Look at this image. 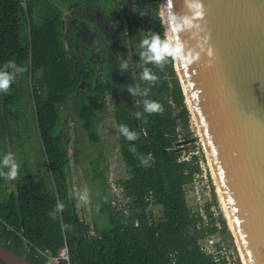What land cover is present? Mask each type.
<instances>
[{"label": "trees", "instance_id": "1", "mask_svg": "<svg viewBox=\"0 0 264 264\" xmlns=\"http://www.w3.org/2000/svg\"><path fill=\"white\" fill-rule=\"evenodd\" d=\"M108 2L112 9L107 14L93 10L77 22L73 0H0V65L12 60L24 69L6 92L0 91V120H5L7 130L4 133L0 124V152L5 154L2 142L7 134L19 152L25 138L36 157L35 174L24 175L21 168L26 165H19L15 191L7 195L2 192L6 168H0V245L33 264L44 262L34 258L37 250H48L55 257L64 247L68 264H215L198 247L204 231L197 229L200 219L191 216L186 205L184 186L200 167L192 153L181 160L183 149L190 151L180 142H188L192 134L173 61L145 62L142 67L157 76L154 82L141 79L142 67H136L135 77L130 67L121 69L128 46L137 51L136 61L144 36L156 33L163 38L159 17L163 0H136L137 11L129 0ZM118 6L124 23L116 28L111 21L120 17ZM142 11L150 18L144 30ZM91 23L95 42L87 35ZM145 90L146 95H140ZM110 94L125 175L114 183L129 201L128 215L111 204L108 177L97 166L98 160H104L98 150L89 161L90 221L85 222L75 211L66 182L67 110L71 109V120L79 122L87 140L100 145L97 114ZM144 99L158 101L163 111L143 112ZM119 125H126L137 138L127 140ZM77 153L72 146V155ZM141 158L147 159V165L141 164ZM58 201L63 210L50 216ZM150 203L160 208L159 217L148 209ZM91 224L95 236L88 237ZM221 224L222 235L229 236L225 219Z\"/></svg>", "mask_w": 264, "mask_h": 264}, {"label": "water", "instance_id": "2", "mask_svg": "<svg viewBox=\"0 0 264 264\" xmlns=\"http://www.w3.org/2000/svg\"><path fill=\"white\" fill-rule=\"evenodd\" d=\"M209 66L173 61L243 264H264V0H203ZM178 15L182 0H163ZM165 33L166 25H162ZM180 39L194 46L182 32ZM230 230V229H229ZM4 264H33L0 245Z\"/></svg>", "mask_w": 264, "mask_h": 264}, {"label": "rangeland", "instance_id": "3", "mask_svg": "<svg viewBox=\"0 0 264 264\" xmlns=\"http://www.w3.org/2000/svg\"><path fill=\"white\" fill-rule=\"evenodd\" d=\"M136 0H129V3H132L134 5L133 11H137L135 7ZM73 3H76L73 7H71L72 11H74V15H72L77 22L81 20V17L89 15L93 10H102L104 14H107L108 9H112V5L108 2V0H73ZM109 4V8H108ZM85 10V13L83 11ZM117 10L120 12V17L116 20L111 21V25L113 27H118L119 23H124V20L122 18V6H118ZM122 31V30H121ZM87 35L92 38V40L95 42V30L92 26V23L90 24V29H87ZM124 35L125 33V27L123 28ZM139 50V49H138ZM143 51V50H142ZM135 49H131L128 46V52L126 55V67L131 70V74L133 77H135V70L136 67L140 68L145 64V60H143L139 54V58L134 61L135 55H136ZM122 64H125V62H122ZM121 64V65H122ZM113 99L114 95L110 94L106 102L101 104L99 106V112L97 114V134L99 137V144H93L90 143L86 135L81 128L79 122L75 120H71L74 118L73 112L71 109L67 110V113L69 114L68 122L66 124V130H67V137L70 139L69 148H68V155L70 157V164L67 170V186L69 187L70 194L73 195L74 203H75V211L79 214V216L86 222L90 221V188H89V161H92V156H94L96 153H98V150L101 152L104 160L99 161L97 163V166L104 171L106 176L110 180H108V183L111 181L113 182L116 179L125 177L124 173L122 172L121 165H120V156L118 152V133H117V127L114 119V107H113ZM30 112V111H29ZM189 113V112H188ZM5 121V120H4ZM21 123L24 122V119L20 120ZM4 123V122H3ZM188 130L192 134L191 140L188 142H180L181 147L185 146L190 151V153H193L194 155L198 156L200 160L205 162V155L203 153V148L200 142V138L197 133V129L195 127V124L192 120L191 115L189 114V122H188ZM7 133V132H6ZM20 138V137H19ZM23 142V139H20ZM10 144V141H9ZM72 146H76L78 149V153L76 156L72 155ZM22 151L19 152V147L16 148V143L12 145L13 151L17 149L18 155L13 154L15 157L18 165H26L24 166V175L35 174L34 170V162L35 158L31 154V150L29 147V144L24 138V144L21 145ZM7 153H11V151L8 150ZM92 153H95V155H92ZM183 155L188 157L189 153H187V150L183 149ZM2 154L0 152V158H2ZM33 164V168L31 167ZM8 173V169H7ZM28 176L24 177L27 178ZM16 178V179H15ZM17 176H9L7 174L5 179V184L3 187V193L6 195L12 191H15L16 188V181ZM215 187V186H214ZM87 191V199L81 200L79 197L81 194H83ZM113 192V191H112ZM109 193L111 191L109 190ZM215 195L216 202L218 201L217 195ZM219 203V202H218ZM154 215L156 217H159L160 215V208L154 207L153 208ZM223 213V211H222ZM226 225L228 223V220L226 218L225 220ZM229 225V223H228ZM227 229L229 232V236L223 235L227 239H231V233H230V225ZM94 225L91 224V228L94 229ZM93 233L94 230H92ZM231 242V241H230Z\"/></svg>", "mask_w": 264, "mask_h": 264}, {"label": "clouds", "instance_id": "4", "mask_svg": "<svg viewBox=\"0 0 264 264\" xmlns=\"http://www.w3.org/2000/svg\"><path fill=\"white\" fill-rule=\"evenodd\" d=\"M186 11L178 15L171 8H165L161 12V24L166 25L163 38L156 33L150 36H144L140 40V47L143 51L140 56L145 62H152L155 65H161L162 61L167 63L170 60L179 61L185 66H190L200 61L201 55L205 59L207 65H211L214 59V51L208 44L209 37L205 31L201 21L205 16L203 0H182ZM182 32L188 33V38L194 40V46H188L187 42L180 39ZM126 67L121 65V69ZM24 69L18 66L14 61L9 60L0 65V91H7L10 84L15 79L16 75L23 72ZM141 79L148 81H156L157 76L150 71L149 68L142 67ZM133 92L132 89H129ZM140 95H146V90L140 92ZM143 112L154 113L163 111L162 105L155 100L144 99L142 101ZM137 117L141 116V112H136ZM118 131L127 139L135 140L137 138L134 131H130L126 125H119ZM134 151V146L130 147ZM141 164L147 165V159L141 158ZM19 165L11 153H5L0 158V168H7L9 176H15ZM81 200L87 199V191L80 195ZM64 205L61 202L55 204V208L49 213L50 216H55L57 212L63 210ZM65 227H69L65 225ZM65 256L67 259V249L65 248Z\"/></svg>", "mask_w": 264, "mask_h": 264}, {"label": "built area", "instance_id": "5", "mask_svg": "<svg viewBox=\"0 0 264 264\" xmlns=\"http://www.w3.org/2000/svg\"><path fill=\"white\" fill-rule=\"evenodd\" d=\"M139 17L142 30H144V27L150 23V18L145 11L140 12ZM189 155L188 157L182 155L181 160H188ZM204 160L205 162L200 159L198 161L200 173L195 175L190 184L184 186L185 200L189 213L191 216L200 219L196 227L197 229L202 228L204 231L197 240L198 247L215 264H243L238 247L232 236V240L227 239L221 233V219L226 220V218L224 213H222L223 210L219 197H217L218 201L216 202L214 195L216 194L218 196L216 186L209 165L206 159ZM114 182L115 180L109 183V190L111 191L109 195L112 198L111 204L116 207V210H121L125 215H128L127 203L129 201L124 197L122 189L118 188ZM153 208L154 205L150 203L148 209L153 210ZM134 225L137 226V222ZM210 229H213V231L209 232ZM92 230L94 229L90 226L86 236H95ZM64 250L65 247L55 257L48 250H37L34 258H42L44 260L43 264H59L63 260L67 261L68 264V251L67 259H65ZM26 251L29 252V249L26 248Z\"/></svg>", "mask_w": 264, "mask_h": 264}, {"label": "crops", "instance_id": "6", "mask_svg": "<svg viewBox=\"0 0 264 264\" xmlns=\"http://www.w3.org/2000/svg\"><path fill=\"white\" fill-rule=\"evenodd\" d=\"M0 124H4L5 128H4V126L2 125L3 127H1V128H2L1 130L5 133V132L7 131V130H6L5 121H4V123H3L2 119H1V120H0ZM2 144H3L4 146H6V148H5V150H4V153H7L8 150L11 151V154H13V152H17V150H14V151H13L12 145L9 144V138L7 137V134H6V136H4ZM16 148H17V146H16ZM17 153H18V152H17ZM24 169H25V168H21V170H24ZM6 176H7V168H6ZM6 176H5V179H6ZM110 177H111V176H109L108 180L110 179ZM15 179H16V178H15ZM2 192H3V191H2ZM107 193H108V195H109V188H108V190H107Z\"/></svg>", "mask_w": 264, "mask_h": 264}, {"label": "bare ground", "instance_id": "7", "mask_svg": "<svg viewBox=\"0 0 264 264\" xmlns=\"http://www.w3.org/2000/svg\"><path fill=\"white\" fill-rule=\"evenodd\" d=\"M216 191H217V194H218V197H219V200H220V203H221L222 210H223V213H224V215H225V218H227L228 223H229V225H230V221H229L228 215H227V213H226V209H225V206H224V203H223L222 197L220 196V193H219V191H218L217 188H216ZM228 223H227V225H228ZM229 225H228V227H229ZM229 229H230V231L232 232L231 225H230V228H229Z\"/></svg>", "mask_w": 264, "mask_h": 264}]
</instances>
